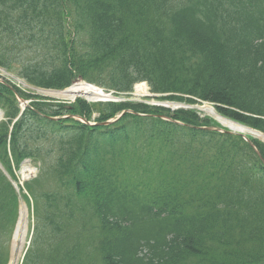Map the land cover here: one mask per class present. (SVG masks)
Segmentation results:
<instances>
[{
	"label": "trees",
	"instance_id": "obj_1",
	"mask_svg": "<svg viewBox=\"0 0 264 264\" xmlns=\"http://www.w3.org/2000/svg\"><path fill=\"white\" fill-rule=\"evenodd\" d=\"M0 67L45 90L144 82L157 101L206 103L264 134V0H0ZM0 109L2 168L16 182L24 160L38 165L22 264H264V166L240 136L198 130L217 124L193 110L3 83ZM93 114L96 126L76 120ZM18 208L0 170V264Z\"/></svg>",
	"mask_w": 264,
	"mask_h": 264
},
{
	"label": "rangeland",
	"instance_id": "obj_2",
	"mask_svg": "<svg viewBox=\"0 0 264 264\" xmlns=\"http://www.w3.org/2000/svg\"><path fill=\"white\" fill-rule=\"evenodd\" d=\"M0 78H2L4 80L7 79L11 83L17 84V86H19V88L22 89V91H24L26 93H30V95H35V96L42 97V98L53 99V100H57V101H61V102H71V101L64 100V99H57V98H55L53 96L46 95L45 93H43V92H55L53 90H45V89H39V88H35V87H32V86H29L23 80L18 79L15 72H7L5 69L0 68ZM145 88L146 89H144V87L142 88V89H144V91L140 92V94H137L135 91H133V93L129 97H127L126 100L133 101L135 103H142V104H145L147 106L157 104L156 101H154L151 98V95H150V92H149L147 86H145ZM176 107H178V105L174 106V108H176ZM202 107L211 108L218 115V117H220L222 119H225V120H227L229 122L235 123V122H233V121H231V120L219 115L211 105L206 104V103H203L201 105L190 106V107L184 106L182 108H184V110L185 109L194 110L197 113V116L199 118L207 119L210 122H213L215 124H219V122L215 119L214 116H212V115H210V114H208V113H206L204 111H201L200 108H202ZM170 108H173V107H170ZM235 124L246 128L245 126H242V125H240L238 123H235ZM246 129H248V128H246ZM248 130H251V129H248ZM251 131H254V130H251ZM254 132L259 133V134L264 136V134L261 133V132H258V131H254ZM246 135L249 136L252 140L264 144V140L263 139L257 138V137H255V136H253L251 134H246ZM24 165H29V167L33 171H34V169H37V166H36L35 163H31V162L28 163V164L24 163ZM20 171H22V168L20 169ZM36 172H37V170H36ZM33 174H32V176H33ZM16 176L20 180V178L22 176L21 172H19V173L17 172ZM32 176L29 177V178L31 179ZM19 206L20 207H19V218H18V221L21 220L22 225L20 226V231H19V234H18L17 238H15V236H12V238H11V240L9 242V256H10L9 264H19L20 263V261L22 259V254L24 252V249H25V247H27L28 236L30 234L29 228L32 227V225H33V221L30 219V215L28 213V209H27L25 203L21 199H20Z\"/></svg>",
	"mask_w": 264,
	"mask_h": 264
},
{
	"label": "bare ground",
	"instance_id": "obj_3",
	"mask_svg": "<svg viewBox=\"0 0 264 264\" xmlns=\"http://www.w3.org/2000/svg\"><path fill=\"white\" fill-rule=\"evenodd\" d=\"M143 88V85H141L140 87H138L137 89V94H140V92H143L144 89ZM45 93L46 95H50V96H53L57 99H64V100H68V101H73L75 100L76 98H84V99H87V100H90V99H96L98 97H101L100 95V92L98 90H95L93 89L92 87H88L84 84H76V85H73L71 86L70 88L62 91V92H43ZM167 108H170V107H173L176 106L175 104H166L165 105ZM172 109V108H170ZM201 111H204L212 116L215 117V119L219 122L220 125H222L223 127H226L230 130H232L233 132H236V133H240V134H251L257 138H261L264 140V136L259 134V133H256L254 131H251V130H248L244 127H241L235 123H232V122H229L225 119H222L220 117H218V115L214 112L213 109L211 108H208V107H202L200 108ZM31 173V171L29 170H23L22 171V175L26 178L29 174ZM22 225V222L21 220L19 221V224H18V227H17V230L15 232V238H17L18 234H19V231H20V226Z\"/></svg>",
	"mask_w": 264,
	"mask_h": 264
},
{
	"label": "water",
	"instance_id": "obj_4",
	"mask_svg": "<svg viewBox=\"0 0 264 264\" xmlns=\"http://www.w3.org/2000/svg\"><path fill=\"white\" fill-rule=\"evenodd\" d=\"M162 119H164V120H169V119H167V118H164V117H162Z\"/></svg>",
	"mask_w": 264,
	"mask_h": 264
}]
</instances>
